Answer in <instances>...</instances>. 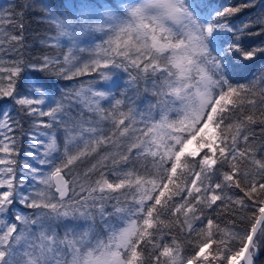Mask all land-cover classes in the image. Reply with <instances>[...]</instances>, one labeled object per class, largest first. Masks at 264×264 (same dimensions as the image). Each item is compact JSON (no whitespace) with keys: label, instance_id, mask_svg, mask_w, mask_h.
Listing matches in <instances>:
<instances>
[{"label":"snow or ice","instance_id":"snow-or-ice-1","mask_svg":"<svg viewBox=\"0 0 264 264\" xmlns=\"http://www.w3.org/2000/svg\"><path fill=\"white\" fill-rule=\"evenodd\" d=\"M185 2L190 9L189 30L203 41L206 49L197 71L198 74L203 73L202 78L209 81L211 88L210 94L207 88L203 90L205 99L202 105L193 107L191 112H188L187 104L183 112L179 110L177 99L186 97H180V87L166 63L167 58L158 60L148 51L149 45L170 47L171 43L166 42L165 37L153 30L151 37L141 40L133 29L121 27L110 12H104L102 17L106 19H102L101 14L87 5L75 10L71 19L50 14L58 33L54 38L56 46H60V38L66 37L71 47L63 60L45 57L43 69L58 65L53 69L54 74L64 79L104 69L107 71L99 72L104 81L110 78L113 69H122L128 74L129 87H134L141 79L153 78L151 94L156 97V102L150 105L146 117L141 116L144 128L139 130L140 135L127 144L126 152L106 154L101 161L111 155L113 165L127 164L130 160L127 153L136 148L139 149L136 160L143 157L147 161L151 157L149 163L156 172L153 175L145 167V171L140 173L134 165L130 169L113 167L110 171L116 177L114 181L100 171L94 184L87 188L80 185V191H86V196L76 198V188L73 187L72 197L65 200L69 183L76 184L75 179H65L68 175L65 169L80 157L95 152L100 145L112 144L120 149L119 137L136 131L135 110L132 107L127 111L121 110L124 102L113 97L115 110L101 116L102 120L111 119V135H105L102 127L84 128L83 132L89 133L87 137L66 134L62 152L55 132L41 133L46 137L43 140L32 137V147L36 152L28 155L39 165L47 167L37 168L25 163L24 175L30 176L34 183L27 192H21L20 188L26 181L16 177V141L7 135L12 131V125L19 122L5 111L0 120V137H3L0 139V153L3 154L0 155V264H51L52 254L61 251L60 244L70 250L71 260H56L55 264H253L259 241L264 238V156L258 158L254 148L252 152L248 151L253 146L244 128L245 123L264 125V72L247 85H234L230 80L236 66H246L247 62L264 57V6L258 10L255 19L233 24L228 21L229 17L245 8L255 7V4L221 10L223 6L212 0L202 5L207 10L200 15L192 10L188 0ZM6 14L9 17L7 21L0 14V45L4 44L5 36L9 42L23 39L22 34L12 35L3 28L4 23H17L11 19L13 15L22 20L23 12L6 10ZM98 20L104 25L99 31L107 39L88 50L91 57L87 62L78 64L73 49L78 48L79 38L86 32L95 33L93 26ZM18 26L23 29L22 22ZM245 37L258 38L261 43L248 45ZM180 39L182 36L178 35L177 40ZM79 51L86 49L79 48ZM21 72L18 61H14L12 67H4L0 63V73H7L0 76V82L8 81L6 85L0 83V100L11 99L21 110L27 109L29 115L49 117L50 122L42 126L52 128L58 122L61 103L54 100L47 110L37 107L44 105L48 98L35 86L30 87L39 93L38 96L21 95L16 87ZM93 84L90 82L86 90L82 87L76 95L84 100L90 111L103 113L101 101L111 94L97 91ZM257 95L259 106L255 99ZM245 104L251 114H245L241 120L238 113L243 114ZM154 109L158 110L157 119L152 117ZM257 110L261 115L259 121L254 115ZM205 125L215 130V143L199 135ZM177 129L182 131L177 132ZM78 139L82 141V147L76 142ZM241 140L245 142L243 149H240ZM189 141H193L191 148L177 162V154ZM242 159L248 161L249 171L240 170ZM121 189L128 191L120 196L112 195ZM253 192L260 195H252ZM121 197L126 200L130 197L132 205L122 207ZM110 200L117 203L113 206L114 212L107 215H117L121 221L119 225L105 219V202ZM14 202L38 211L33 218L14 209ZM229 206L240 220H248L247 212L254 210L249 229L241 231L236 227H222L211 214L205 215V209H208L219 216L220 210ZM10 209H13L17 223L8 222L6 214ZM97 216L107 229L106 239L94 234L91 223L84 231H73L71 239L68 232L64 239L57 238L53 222L71 218L94 223ZM230 223L235 225L236 221L231 220ZM18 224L23 226L19 231ZM33 225L37 226V233H32ZM170 227H177L178 232L185 233L181 241L185 248L177 243L176 234L172 235L170 242L165 240L167 233L164 229ZM22 241L27 245L23 252L17 247Z\"/></svg>","mask_w":264,"mask_h":264},{"label":"trees","instance_id":"trees-1","mask_svg":"<svg viewBox=\"0 0 264 264\" xmlns=\"http://www.w3.org/2000/svg\"><path fill=\"white\" fill-rule=\"evenodd\" d=\"M209 2H212V0H188L192 10L194 11V9H196L200 13H204L207 10L203 8L202 5ZM120 3L121 0L4 1L3 6L0 9V14L4 15L5 21L9 19L6 14V10H12L14 13L23 12V17L21 20L19 16L13 15L11 19L17 23L15 25L13 23H4L3 28L7 31V33L12 35L19 36L22 34L23 39L20 42H9L7 36L4 37L5 42L3 45H0V63H2L4 67H12L14 61L20 62L22 72L20 77L17 78L16 85L19 93L25 96H38L39 93L35 92L30 87L35 86V88L42 90L48 98L45 100L44 105L37 107L47 110L49 103L54 102V100L59 101L62 105V110L57 113L58 122L55 123L52 128H45L42 125L50 122L49 117H39L35 114L29 115L27 109L21 110L20 106L16 105L11 99L0 100V120L3 119V113L7 111L15 121L19 122L18 124L12 125V131L8 132L7 135L14 137L16 141V152L14 153V159L16 161V164L14 165V168L16 169V177L17 179H25L26 181L25 185L20 188L21 192H27L29 186L34 183L30 176L26 177L24 175L25 163L37 168L47 167L39 165L28 155L29 152H33L34 154L36 152V149L32 147L33 136H37L39 138V133L55 132L58 146L62 152L66 134H71L73 136H77L78 138L81 135L87 137L89 133L83 132L84 128L102 127L105 135H111V119L102 120L101 116H107L109 112L115 110L113 108L115 99H121L124 102L120 106L121 110L127 111L129 107H132L137 113V123L134 125L136 131H130L125 136L119 137V141L121 142L120 149H116L112 144L100 145L95 152H89L70 165V172L69 169H65V172L68 173V175L65 176V179L68 181H72L73 179L76 180L75 185L69 183V194L65 200L72 197L73 187L76 188V198L86 196V191H80V185H84V187L87 188L89 184H94L95 180L99 178L100 171L105 172L110 181H114L116 177L110 171L113 167L130 169L134 165L136 171L140 173H143L145 171V167H147L149 172L153 175L155 174L156 170L149 163L152 159L151 157H148L147 161L144 160L143 157L136 160V155L139 152V149L136 148H133L131 153H127L130 157L129 163L127 164L113 165L111 155H109V159L101 161V157L106 154H117L118 151L126 152L127 144L134 142L136 137L140 135L139 130L144 128L141 116L146 117L150 105L156 102V97L151 94V89L153 87V78L151 76L147 79L139 80L134 87H129L128 74L122 69H113L110 78L104 81L99 75L100 71H107L104 69L75 76L72 79H64L61 76L54 74L53 69L59 67L58 65H49L48 69H43L42 67L45 57L63 60V56L68 53V48L71 47V43L66 37L60 38V46H56L54 38L58 36V33L54 23L50 20V14H54L61 19L65 17L71 19L74 18L75 10L79 9L82 5H87L88 7L95 9L99 14H103V12L108 9H115L119 11ZM215 3L223 6L221 10L227 7H236L250 3L255 4V7L245 8L240 13L229 17L228 21L233 24H239L240 21H247L249 18L255 19L258 10L261 6H264V0H215ZM21 22L23 23L22 30L18 26ZM105 39H107V37L103 33H88L87 35L80 37L78 41V48L73 49L74 56L77 58L75 62L78 64L87 62L91 57V52L88 50L94 48L97 44H101ZM244 41L248 45L261 43L260 39L253 37H245ZM79 48H84L86 51L80 52ZM262 72H264V57H260L252 62H247L246 66H236L233 70L230 82L234 85L251 84V82L256 80ZM6 75L7 73H0V76ZM156 79H158V77ZM90 82H94L93 87L97 91L111 94L108 99L101 101V107L104 109L103 113L90 111L89 106L84 102V100L76 95L82 87L86 90ZM0 83L6 85L8 81L4 80ZM113 97L115 99H113ZM255 99L259 106V95H257ZM185 104L188 105V112H191L193 107H198V104H196L191 97H186L183 100L177 99V105L179 106V110L181 112L184 111ZM52 106L55 105L53 104ZM229 107H232V105H229ZM243 109V114L238 113L241 120L245 114H251L249 113V106L247 104L243 105ZM172 115H174V113ZM254 115L257 121L261 119L259 110H257ZM152 117L153 119L158 118V110L154 109L152 111ZM127 123L128 121H125V124ZM149 123H151V121H149ZM185 127H187V125ZM176 131L180 132L182 129H177ZM244 131L248 132L249 143L253 146L250 147L248 151L252 152L254 148L258 158L264 156V125L259 122L251 125L245 123ZM0 139H3V137H0ZM114 139L116 138L114 137ZM76 142L80 143L82 147V141L78 139ZM244 146L245 142L241 140L240 149H243ZM42 151L43 147L41 146V152ZM183 155L184 153H182V151L177 154V162H179ZM117 158L119 157L117 156ZM94 165L96 166L95 168H93ZM239 167L242 172L250 170V165L246 159L241 160ZM127 191V189H121L118 192L112 193V195L120 196L122 192L126 193ZM96 195H98V193ZM240 195L243 196V193H240ZM252 195L259 196L260 193L253 192ZM116 203V200L105 202V219L109 220L113 225H119L121 223V221L117 219V215H107L108 213L114 212L113 206L116 205ZM120 205L126 208L131 206V198L129 197L126 200L121 197ZM13 208L26 215L33 216V218L35 212L38 211L35 209L25 208L18 202H14ZM252 211L254 210H249L247 212L249 217L248 220H240V218L231 211V206L221 209L219 216H216V214L210 213V210L205 209V215L211 214L214 220L220 221L222 227H236L243 231L249 229L251 226ZM6 218L9 223H17L15 221V213L13 209L9 210L6 214ZM168 219L171 220L172 218L169 217ZM231 220H235L236 224L232 225L230 223ZM90 223L93 226L94 234L104 239L107 238V229L99 216L96 217L94 223L71 218L61 219L53 222V227L57 238L62 240L64 239L66 232L69 233V239H71L73 231H84ZM21 227L23 226L18 224V231ZM31 227L32 233L38 232L37 226L33 225ZM164 231L167 233L165 236V240L167 242H170L172 235L176 234L178 236L177 243L181 244L182 248L186 247V245L181 243L185 233L178 232L177 227H170V229H164ZM29 239H32L31 233L29 234ZM142 246L143 245H141V247ZM17 247L21 252H23L27 245L24 241H22ZM58 247L61 251L52 254L53 259L51 264H55L56 260H63L64 262H67L71 259V252L66 245L60 244ZM255 264H264V238L259 241Z\"/></svg>","mask_w":264,"mask_h":264},{"label":"clouds","instance_id":"clouds-1","mask_svg":"<svg viewBox=\"0 0 264 264\" xmlns=\"http://www.w3.org/2000/svg\"><path fill=\"white\" fill-rule=\"evenodd\" d=\"M104 12H110L121 27L133 29L141 40L151 37L153 30L165 37L171 46L149 45V53L158 60L167 58L166 63L180 87V97H191L196 104L202 105L205 99L203 90L207 88L208 93L211 92L209 81L197 71L206 49L203 41L189 30L190 9L185 0H121L119 11L108 9ZM101 18L106 19L102 14ZM103 26L98 20L93 31L100 33ZM178 35L182 39L177 40Z\"/></svg>","mask_w":264,"mask_h":264},{"label":"rangeland","instance_id":"rangeland-1","mask_svg":"<svg viewBox=\"0 0 264 264\" xmlns=\"http://www.w3.org/2000/svg\"><path fill=\"white\" fill-rule=\"evenodd\" d=\"M5 0H0V9L3 6ZM72 1V0H69ZM195 12L199 13L200 15H203V13H200L198 10L194 9ZM201 105L198 104V107H200ZM200 136H202L205 140L210 141V143H215L214 137L216 135L215 130L213 128H211L209 125H205V127L203 129H201L200 131ZM39 139L43 140L46 139V137L42 136L41 133H39ZM196 138H194L195 140ZM193 144V141H189L187 145H185V148L182 150V153H184L185 151H187L189 148H191ZM202 147V146H201ZM3 155V154H0ZM2 167V166H0ZM255 257V256H254ZM71 260V259H70ZM69 260V261H70Z\"/></svg>","mask_w":264,"mask_h":264},{"label":"water","instance_id":"water-1","mask_svg":"<svg viewBox=\"0 0 264 264\" xmlns=\"http://www.w3.org/2000/svg\"><path fill=\"white\" fill-rule=\"evenodd\" d=\"M69 194V193H68ZM68 197V196H67ZM67 197H65V199H67ZM253 264H255V259L253 258Z\"/></svg>","mask_w":264,"mask_h":264}]
</instances>
